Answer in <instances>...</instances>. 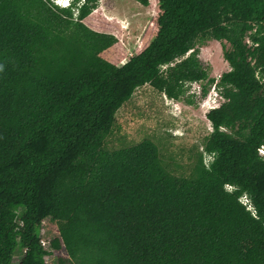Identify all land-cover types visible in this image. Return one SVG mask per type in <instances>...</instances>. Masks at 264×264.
I'll return each instance as SVG.
<instances>
[{
	"label": "trees",
	"instance_id": "16d2710c",
	"mask_svg": "<svg viewBox=\"0 0 264 264\" xmlns=\"http://www.w3.org/2000/svg\"><path fill=\"white\" fill-rule=\"evenodd\" d=\"M97 2L0 0V264L61 248L57 264H264V0H157L155 36L121 66L81 23ZM205 39L230 66L206 114L209 165L178 172L150 139L110 149L137 88L180 100L200 82L206 96Z\"/></svg>",
	"mask_w": 264,
	"mask_h": 264
},
{
	"label": "rangeland",
	"instance_id": "374dc122",
	"mask_svg": "<svg viewBox=\"0 0 264 264\" xmlns=\"http://www.w3.org/2000/svg\"><path fill=\"white\" fill-rule=\"evenodd\" d=\"M97 1V7L83 19L84 23L90 30L103 33V49L97 51L100 56L121 66L155 36V19L159 12L157 0ZM222 46L223 42L214 39H205L196 46L198 58L208 69L210 78H216L227 70ZM221 101L213 85L205 97L189 86L182 99L170 100L146 84L137 88L117 111L113 133L106 145L110 149H118L150 139L166 159L176 162V171L188 174L199 156L205 166L212 160L211 156L203 153V140L211 131L206 114ZM44 225L50 241L58 236L54 222L45 219ZM20 257L17 254L14 261H19ZM59 257H66L62 248L51 251L44 258L45 264H57Z\"/></svg>",
	"mask_w": 264,
	"mask_h": 264
},
{
	"label": "built area",
	"instance_id": "2783aa9c",
	"mask_svg": "<svg viewBox=\"0 0 264 264\" xmlns=\"http://www.w3.org/2000/svg\"><path fill=\"white\" fill-rule=\"evenodd\" d=\"M83 1V0H82ZM52 3L58 7H62L64 5H66L68 3V0H52ZM247 42H249V40L247 39L246 40ZM225 65L227 67V71L230 70V66L229 64L227 63V61L225 60ZM220 76L221 74L216 77V78H213L214 79V85H213V89H214V86L215 84L219 81L220 79ZM190 86L192 87V89L195 90L196 93H200V88H201V84L200 82H193L190 84ZM212 130V128H211ZM258 155L264 159V143L258 148ZM241 202L242 204H244L246 206V208L248 210H251L253 215H254V211H253V207L252 205L250 204L249 200L247 199L246 196H242L241 197ZM45 220V219H44ZM44 220L41 222V226H40V231H39V242H40V245L43 249L45 250H49L50 249V240L46 237V232L47 230L44 228L45 225H44ZM49 221V220H48ZM47 256V255H46ZM44 256V258L46 257ZM49 256V255H48ZM45 262V261H44Z\"/></svg>",
	"mask_w": 264,
	"mask_h": 264
},
{
	"label": "clouds",
	"instance_id": "9594fccd",
	"mask_svg": "<svg viewBox=\"0 0 264 264\" xmlns=\"http://www.w3.org/2000/svg\"><path fill=\"white\" fill-rule=\"evenodd\" d=\"M73 1H74V0H68V3H67L66 5L62 6V7L67 8V7L72 6ZM79 3H80V2H78V4H79ZM240 199H241V198H240Z\"/></svg>",
	"mask_w": 264,
	"mask_h": 264
},
{
	"label": "crops",
	"instance_id": "0c3cea01",
	"mask_svg": "<svg viewBox=\"0 0 264 264\" xmlns=\"http://www.w3.org/2000/svg\"><path fill=\"white\" fill-rule=\"evenodd\" d=\"M89 15H90V14H89ZM89 15H88V16H89ZM84 20H85V19H84ZM84 20L81 21V23H82L83 25H85ZM85 26H86V25H85ZM86 27H87V26H86ZM125 62H126V60H125ZM125 62H123L122 64H124ZM122 64H121V65H122Z\"/></svg>",
	"mask_w": 264,
	"mask_h": 264
}]
</instances>
